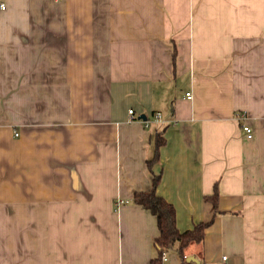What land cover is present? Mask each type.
<instances>
[{"label":"crops","instance_id":"1","mask_svg":"<svg viewBox=\"0 0 264 264\" xmlns=\"http://www.w3.org/2000/svg\"><path fill=\"white\" fill-rule=\"evenodd\" d=\"M159 132L193 264H264V0H0V264H150Z\"/></svg>","mask_w":264,"mask_h":264},{"label":"trees","instance_id":"2","mask_svg":"<svg viewBox=\"0 0 264 264\" xmlns=\"http://www.w3.org/2000/svg\"><path fill=\"white\" fill-rule=\"evenodd\" d=\"M177 50L174 47L173 63L176 65ZM166 142L162 132L158 133L156 139L155 154L147 160L148 166L153 172V184L148 191L134 194L133 201L151 211L157 218L159 234L155 238V245L158 248V254L151 259L150 264H167L163 258V252L170 253L177 251L185 264H193L187 260L186 249L193 242H202L205 237L206 228L212 223L213 218L207 222L196 224L192 229L181 231L177 226V210L175 205L168 201L164 196L159 194L158 187L161 182V172L154 171V165L159 162V149ZM219 191L218 185L215 186L213 194L206 197L213 205L215 213L220 212L218 209Z\"/></svg>","mask_w":264,"mask_h":264},{"label":"built area","instance_id":"3","mask_svg":"<svg viewBox=\"0 0 264 264\" xmlns=\"http://www.w3.org/2000/svg\"><path fill=\"white\" fill-rule=\"evenodd\" d=\"M1 7L2 8H5V4L4 3H1ZM187 96L188 97H191L192 95H191V93H187ZM130 114H134V110L133 109H130ZM156 117L158 119H160L161 118V114L159 112H157L156 113ZM243 129L246 131V133H247V135L249 137H251L253 135V130H252V128L249 125H247V124L243 125ZM125 202H126V200L118 199L116 201V204L117 205H120V204L125 203ZM167 255H168L167 252H163V254H162V258H163V260L165 262L167 261ZM219 264H229V255L228 254H223L221 256V259H220Z\"/></svg>","mask_w":264,"mask_h":264},{"label":"water","instance_id":"4","mask_svg":"<svg viewBox=\"0 0 264 264\" xmlns=\"http://www.w3.org/2000/svg\"><path fill=\"white\" fill-rule=\"evenodd\" d=\"M139 118L146 119V116H145V115H141ZM187 260H188L189 262H196V263H199V260H198L195 256H188V257H187Z\"/></svg>","mask_w":264,"mask_h":264},{"label":"rangeland","instance_id":"5","mask_svg":"<svg viewBox=\"0 0 264 264\" xmlns=\"http://www.w3.org/2000/svg\"><path fill=\"white\" fill-rule=\"evenodd\" d=\"M172 253H176V252H175V251H172L171 254H172Z\"/></svg>","mask_w":264,"mask_h":264}]
</instances>
